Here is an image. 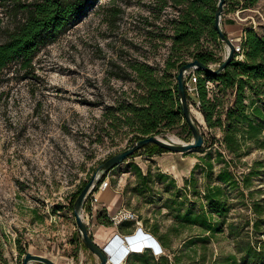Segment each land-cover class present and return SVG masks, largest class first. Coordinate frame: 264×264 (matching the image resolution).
<instances>
[{"label":"rangeland","instance_id":"obj_1","mask_svg":"<svg viewBox=\"0 0 264 264\" xmlns=\"http://www.w3.org/2000/svg\"><path fill=\"white\" fill-rule=\"evenodd\" d=\"M233 7L228 0L222 27L234 44L250 29L264 35V0L253 9ZM176 14L171 2L160 10L155 0H97L81 21L37 53L31 72L19 70L14 63L0 75V264H22L27 253L50 258L57 264L99 263L97 257L81 247L71 201L103 162L137 141L125 130L116 133L107 128L101 123L102 114L106 106L138 85L120 71L127 69L129 62L147 63L163 70L171 41L161 42L160 36L172 35L169 21ZM0 17L1 42L22 16L5 14L0 8ZM209 46L224 59V43ZM192 100L196 102V96ZM232 102V98L227 99L225 108ZM190 105L202 134L209 141L221 139L220 131L208 129L199 109L191 102ZM160 137L177 138L179 143L192 141L181 128ZM219 148L222 152L218 145L213 151ZM223 154L229 159L227 153ZM202 155L200 151L168 152L154 157L138 153L111 173L109 186L120 192L132 190L125 193V209L136 213L147 232L156 223L161 233H166L174 225L168 199L178 190L185 194L184 180ZM244 161L248 167L259 162V169L264 171L263 150H254ZM136 166L144 174L152 172V187L159 194L155 198L152 193L143 195L140 189L134 195L139 183ZM161 172L175 179L176 187L170 180L161 181ZM200 173L197 171L202 187ZM121 179L123 187L119 186ZM228 196L232 210L225 219L223 234L212 239L206 248L201 243L186 248L185 243L199 231L170 230L171 248L164 249L163 257L172 262L175 254L181 264H212L235 254L236 240L229 225L238 227L235 233L248 232L252 237L253 204L259 201L264 209V176H254L250 190H230ZM84 217L90 230L93 219L87 208ZM144 220L148 221L147 227ZM142 249L137 245L132 253ZM134 259L133 255L128 264H138Z\"/></svg>","mask_w":264,"mask_h":264},{"label":"trees","instance_id":"obj_2","mask_svg":"<svg viewBox=\"0 0 264 264\" xmlns=\"http://www.w3.org/2000/svg\"><path fill=\"white\" fill-rule=\"evenodd\" d=\"M155 1L159 3L160 10L171 2L177 13L169 21L172 35L168 38L160 36L161 42L166 39L171 41L165 66L158 71L147 63L131 61L127 69H121L126 73V79L133 78L138 85L130 93L124 92L123 97L113 105L105 107L101 123L116 133L125 130L126 134H133L137 141L153 135L161 136L177 128H181L191 140L193 136L183 117L176 78L180 68L191 60H198L207 66L222 62L216 49L209 46L210 43H221L214 27L218 0ZM231 1L234 9L241 7L247 10L256 7L260 0ZM96 3L97 0H0L2 12L13 13L16 18L22 16L13 29L6 31L5 39L0 42V75L14 63L18 64L19 70L31 72L37 53L55 42L71 25L81 21ZM2 24L0 17V31ZM241 47L243 60H237L235 55L219 76L195 71L198 76L196 102H192L193 96L188 93L187 98L189 103L199 104L208 129L219 130L221 139L209 141L203 133L204 147L200 152L204 155L197 157V164L184 180L185 194L178 190L167 202L168 210L173 213V227L166 233H161L156 223L148 227L150 234L159 239L164 249L171 248L168 242L170 230L179 232L185 229L199 231L197 236L185 243L186 248L199 243L206 248L212 239L224 233L225 219L232 210L229 191H248L254 176H264V171L259 169L261 163H254L255 167L244 163L254 150L264 151V35L260 36L252 29L245 31ZM208 82L212 84L210 89ZM230 98L233 102L225 108ZM215 145L222 147L223 151L220 148L213 151ZM223 152L228 154L229 159ZM138 153L154 157L168 151L157 145H148L126 161ZM135 168L139 183L133 192L140 189L143 195L152 193V198H155L152 172L144 174L138 166ZM197 171L203 178L202 187ZM159 178L161 181L170 180L176 187L175 179L169 175L161 172ZM84 186L72 199V210ZM86 208L90 211L88 205ZM252 211L255 215L250 233L252 237L248 232L235 233L238 227L230 224L229 231L236 240V252L223 262L215 260L212 264H264V209L259 201L253 204ZM144 223L148 226L147 220ZM81 247L89 251L82 239ZM133 255L138 264H181L175 254L171 262L163 255L155 257L150 250L130 254L125 264Z\"/></svg>","mask_w":264,"mask_h":264},{"label":"water","instance_id":"obj_3","mask_svg":"<svg viewBox=\"0 0 264 264\" xmlns=\"http://www.w3.org/2000/svg\"><path fill=\"white\" fill-rule=\"evenodd\" d=\"M226 0H218L214 27L219 36V40L225 44L226 54L222 62L216 67L205 65L198 60H191L183 65L177 75L178 98L183 112V117L192 133V141L189 143H178L170 138H162L157 135L149 136L140 139L135 144L129 146L125 150L113 155L103 162L94 172L90 180L82 189L80 195L74 203L73 213L75 216L78 231L86 248L99 260L98 264H110L111 259H115L114 255L108 252V248L114 247V244H109L105 248L99 247L93 240L88 224L85 221L84 212L89 196L94 189L99 186L103 179L116 167L123 164L129 157L136 152L144 149L148 145H157L160 148L170 153H189L200 151L204 147V137L200 130L199 123L193 115L189 100L185 89V81L188 73L201 70L207 75L219 76L232 62L235 56V44L232 39L227 37L222 27V18L224 14ZM57 264L50 258L27 253L24 255L22 264Z\"/></svg>","mask_w":264,"mask_h":264},{"label":"crops","instance_id":"obj_4","mask_svg":"<svg viewBox=\"0 0 264 264\" xmlns=\"http://www.w3.org/2000/svg\"><path fill=\"white\" fill-rule=\"evenodd\" d=\"M128 162L129 160L124 162L123 164H127ZM117 168H119V166L116 167L114 170H116ZM114 170H112L109 173L106 179L109 180V177L111 176V173ZM122 182L123 179L119 180L120 183L119 186L121 187L124 186L122 185L123 184ZM131 191H124V189H122L120 192L117 189H112L109 186L106 190L98 193L99 202L96 205L95 211L93 212L89 211V214L93 219L92 226H90V233L92 235L94 242L101 248H105L107 245H109L112 242L111 244H114V247L109 248L108 252L114 255L115 259L118 262L117 264H120L121 260L126 255L127 249L121 246L123 240L126 239L133 240L135 243H137L134 244L132 242L131 244H134L133 246L141 245L142 247L145 246V241L143 240L141 242L138 239V238L141 239V236H143L144 238L149 237L150 238L149 242L154 241L153 239L154 236L150 234L151 232L148 233L145 230L142 221L141 224L138 223L137 225L133 224V222H125L118 227L114 226L110 222V218H109L110 216H113L118 211L125 209V205H126L125 193L130 194ZM133 193L135 195V192ZM140 227H142L141 230H139ZM147 234H150V236Z\"/></svg>","mask_w":264,"mask_h":264},{"label":"built area","instance_id":"obj_5","mask_svg":"<svg viewBox=\"0 0 264 264\" xmlns=\"http://www.w3.org/2000/svg\"><path fill=\"white\" fill-rule=\"evenodd\" d=\"M241 41H242V37L240 39H238L236 44H235V55H236L237 60H243V58H244L242 47H241ZM197 83H198V76L195 74V72L190 73L186 77V81H185L186 93L190 94L191 96H197ZM207 87L209 89L212 88L211 83L208 82ZM193 105L195 106V108L199 109L198 103L193 104ZM190 107H191V105H190ZM108 187H109V181H108V179H105L91 193V195L89 196V199L86 203V205L89 206L90 212L95 211L96 205L99 202L98 193L106 190ZM109 218H110V222L114 226H117V227L120 226L121 224L125 223V222H136V224H138V223L141 224V221H139L136 213H134L131 210H126V209H122V210L118 211L115 215L110 216ZM141 228L142 227H140L139 230H141ZM147 235L150 236V234H147ZM138 239L141 242H142V240L145 241V247L142 249V252H144L146 250H150L153 253V255L157 258L161 257L164 254V248L160 249L157 246H155V247L151 246L152 245L151 243H153V242L152 241L149 242L150 241L149 237L144 238L143 236H141V239L140 238H138ZM130 254H133V253L128 252V250H127L126 255L123 257L122 261L123 260L126 261ZM113 261L115 263L117 262L116 259H113Z\"/></svg>","mask_w":264,"mask_h":264},{"label":"bare ground","instance_id":"obj_6","mask_svg":"<svg viewBox=\"0 0 264 264\" xmlns=\"http://www.w3.org/2000/svg\"><path fill=\"white\" fill-rule=\"evenodd\" d=\"M194 115V114H193ZM200 117H201V115H200ZM196 118V117H195ZM175 138V137H174ZM170 139H172V138H170ZM172 140H175V142H177L176 140H177V138L176 139H172ZM179 143V142H178ZM143 241V240H142ZM134 243V244H137V243H135L133 240H128V242L126 241L125 243H124V241H123V244H122V246L125 248V249H129V251H131V253H132V248L133 247H136V246H133L134 244H131V243ZM140 243V242H139ZM141 246V245H140ZM144 248V247H143ZM107 250H109V248L107 249Z\"/></svg>","mask_w":264,"mask_h":264},{"label":"clouds","instance_id":"obj_7","mask_svg":"<svg viewBox=\"0 0 264 264\" xmlns=\"http://www.w3.org/2000/svg\"><path fill=\"white\" fill-rule=\"evenodd\" d=\"M153 239H154V241H152L153 243H151L152 244V247H155V246H157V247H159L160 249H162L163 248V246L161 245V243H160V241H158V239L157 238H155V237H153ZM128 240H130V239H126V240H123V241H127L128 242ZM128 250V252H131V251H129V249H127ZM135 251V250H134ZM111 262L113 263V264H116L114 261H113V258L111 259Z\"/></svg>","mask_w":264,"mask_h":264}]
</instances>
